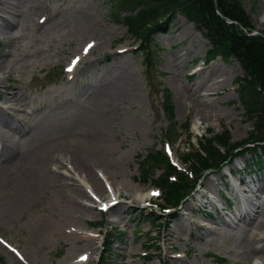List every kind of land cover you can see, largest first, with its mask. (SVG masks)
<instances>
[{
    "label": "rangeland",
    "instance_id": "rangeland-1",
    "mask_svg": "<svg viewBox=\"0 0 264 264\" xmlns=\"http://www.w3.org/2000/svg\"><path fill=\"white\" fill-rule=\"evenodd\" d=\"M6 2L9 8L5 12L13 9L16 17L0 10V19L12 20L8 33H0V115L7 123H0V135L2 142L15 148L8 164L2 163L0 156V237L17 256L0 246V263L95 264L101 233L105 232L115 236L108 264H262L255 248L263 243L260 239L264 238V229L254 230L253 226L264 220V208H257L249 223L237 221L234 227L230 217L238 206L243 211L250 203H264V161L257 165L254 155L247 152L220 173L202 178L200 188L176 209L162 211L155 206L161 205L157 190L139 180L137 168L139 157L149 151L165 150L171 161H176L195 148L207 130L214 134L226 130L232 143L250 135L251 122L245 119L235 97L236 81L243 77L240 63L236 59L225 62L219 57L207 58L204 53L210 49L209 43L179 15L167 24L163 34L151 38L146 65L123 25L122 18L129 15H121L120 9H109V0ZM240 2L249 25L247 36H258L264 32V0ZM39 17L46 18L43 24L38 23ZM73 57L81 61L68 78L62 69ZM208 69L212 74L218 69L226 71L231 81H221L215 75L212 88L206 83L197 94L188 92L202 81ZM113 84L121 89L122 98L109 106L107 92ZM163 91L168 92L173 104L174 126H169L161 111ZM11 92L15 96L7 104L3 99ZM179 93L189 97V106ZM205 102L212 110L208 119L198 114ZM11 104L16 111L11 112ZM94 115L104 118L102 129L89 126ZM186 124L189 128L184 131ZM39 126H46V144L55 151L98 133L104 134L102 138L112 146L103 166L94 168L103 187L101 198L90 190L83 175L71 170L68 156H61V162L51 166L56 174L65 172L78 181L74 183L89 194L81 199L88 212L77 221L73 213L68 217L54 188L44 185L27 205L19 208L13 200L15 185L5 183L10 178L5 177L9 171L30 167V154L37 147L31 133ZM169 129L177 140H173ZM164 137L173 143L170 151ZM227 171H231V178H226ZM105 176L111 178L105 181ZM260 185L257 193L250 192L249 188ZM233 186L235 195L231 193ZM147 191L154 196L151 200L134 201ZM113 192L118 194L114 196ZM113 198L109 210L99 212L100 204ZM139 213H150L157 221L153 225L140 222ZM100 222L99 228L96 225ZM179 223H190L189 232L178 233L175 225ZM44 225L48 227L46 231L39 232ZM205 228L211 231L204 233ZM78 255L86 259L81 263Z\"/></svg>",
    "mask_w": 264,
    "mask_h": 264
},
{
    "label": "trees",
    "instance_id": "trees-1",
    "mask_svg": "<svg viewBox=\"0 0 264 264\" xmlns=\"http://www.w3.org/2000/svg\"><path fill=\"white\" fill-rule=\"evenodd\" d=\"M240 5V0L108 2L109 9H120L121 14L129 15L122 18L123 25L127 36L139 42V51L142 52L146 65L149 63L151 38L156 34H163L167 24L173 21L175 15H179L209 43L210 49L204 53L207 58L219 57L225 62L236 59L243 74V77L236 81L235 97L236 103L243 109L245 119L251 122L252 131L246 140L232 143L226 130L223 129L219 134L207 130L202 139L198 138L195 148L178 158L181 170L175 169L161 150L149 151L143 158L139 157V180L159 189L162 208H177L192 195L204 175L219 172L225 163L230 164L247 152L254 155L257 165L264 161V32H259L258 36H247L249 25L246 18L244 19L246 16L242 13ZM112 15L116 16L115 12ZM160 106L169 126H174L173 104L167 91L161 94ZM185 126L183 130L187 131L189 125ZM170 134L174 141L177 140L174 131L170 130ZM168 142L172 146L170 139ZM260 152L262 156L258 155ZM157 171L160 174L154 177ZM169 215L174 218L173 214ZM139 217L142 218L140 222L151 225L157 221L151 214L139 213ZM114 239L115 236L110 233L104 238L98 264H108Z\"/></svg>",
    "mask_w": 264,
    "mask_h": 264
},
{
    "label": "bare ground",
    "instance_id": "bare-ground-1",
    "mask_svg": "<svg viewBox=\"0 0 264 264\" xmlns=\"http://www.w3.org/2000/svg\"><path fill=\"white\" fill-rule=\"evenodd\" d=\"M6 4H8V2H6V0L3 3L0 1V7H1L0 10L3 11L5 14H7V16L9 15L11 18L16 17L15 16L16 11L13 9L11 11L8 10L7 11L8 13L5 12V9L9 8V7H7L8 5L6 6ZM7 18L8 17H6L4 19H0V33L1 34L2 33L7 34L9 29H10L12 20L10 21ZM188 51H190V50H188ZM85 60H86V58H85ZM215 75H217L219 78H222L221 81H231V77L226 71L218 69L214 72V74H212L210 72V70L208 69L206 72V75L202 79V81H200L197 85H195L188 92H190L191 94H197L198 93L197 90L201 86L206 85V83H207L206 86H210V88H212L211 86H213L214 83H212L211 79H212V76H215ZM120 90L121 89L117 88L115 84H113L110 87V89L107 92V96L109 97L107 105L110 106V105H112V103H114V101H116V99L119 100L120 98H122L121 97L122 92ZM214 91L215 90H208V92H214ZM178 95L180 96V98L181 97L183 98V96H184L186 99L185 101L186 102L188 101V106H189V97L183 93H181V95L179 93ZM14 96H15V94L13 92H11L8 97L5 96L3 101L7 102V104H9L10 102L13 101ZM12 104L9 106V109L11 110V112L16 111L15 108L12 106ZM100 104H102V103H100ZM98 106H99V103H98ZM208 108H210V106L206 102L202 103V108H201V110H199L198 114L203 119H208L211 116L210 113H212V110L210 111V109H208ZM106 110H104V111L106 112ZM213 114H214V112H213ZM93 118H94V120L92 121V123L89 124V126L93 125V127L98 126V128H101L104 124V120H103L104 118L96 117L95 115ZM0 123L7 125V123L5 122L4 116H2V115H0ZM45 129H46V126H39L38 129L34 133H31V134H34V136L32 138L35 141V144L37 145V147H36V149L33 150L34 152H32L30 154V156H32L31 160H30V167L28 166L29 168H26L27 167L26 166L24 168V170L22 168V171H20L21 169L20 170L17 169L14 172L9 171L8 173H6L5 177L9 176L10 178L8 180H6L5 183L8 186L10 184L15 185L14 190H13L15 193L13 200H15L16 204H19V208L23 207L24 205H27L29 203V201L37 195L38 191L41 188L45 187L44 185H47L48 187L50 186V187L54 188L57 199H58L59 203L62 204L63 207L65 208V211H66L68 217H71V215L73 213L72 217L77 221V220H79V218L81 216H84L88 212V208H86L84 206L85 204H81V199L83 197H86V196L88 197L89 194L87 193V191H85L81 188L80 184H76V183H78V181L76 182V181L72 180L71 177H68V174H64L65 172L64 173L60 172V174L62 176L56 174L54 172V170L51 169V166L54 163L57 164L58 162H61L60 161L61 156H64V157L68 156L67 158L69 159V162H70L69 167H71V170L73 172L80 174V175H83V178L85 179L86 183H88L90 185L89 186L90 190L93 193H95V196L98 195L101 198L103 196V193H104L103 187H102L101 183L99 182V180L96 178V176L94 174V170L96 168H101L103 166V164L105 163V160L108 157L107 155H109V153L111 151L110 147H112V146L108 143L107 139L102 138L104 134L102 136H100V134L98 133V135L96 134V135H91V136H84L83 138H81L78 141H74L72 143L67 144L65 150L55 151L54 149H51V148L48 149L49 146H48V144H46L47 143L46 142L47 133H46ZM2 136L0 135V156L2 157V163L8 164L13 153H14L13 151H14L15 147H12L11 144H6V143L2 142L3 141ZM1 139H2V141H1ZM62 159H63V157H62ZM62 168L63 167H61L60 169H62ZM28 169H29V171H28ZM68 171L70 173V170H68ZM68 171H67V173H68ZM17 172H19V173H17ZM103 174H105V173H103ZM35 178H37L39 181H37ZM110 178L108 176H105V181L109 180ZM69 179L72 181H68ZM74 182H76V183H74ZM33 183H38V184L34 187ZM110 184H113V183H110ZM3 185H4V183H3ZM6 185H5V188H6ZM260 188H261V185L258 187L249 188V190L251 193L255 194L260 190ZM113 193H114V196H116V194H118L117 192H113ZM231 193L233 195H235V187L234 186L231 188ZM137 195H139V194H137ZM109 196L111 198L113 197V195L111 193L109 194ZM139 196L140 197H138L137 199H134V201L136 203L142 202V200H144V199L149 200L150 198H152V194L149 191H147L145 194H142ZM110 202H111V200L109 201V203ZM86 206L91 208V206H89V205H86ZM259 207L264 208V203L261 205H258V206H256L253 203L252 204L250 203V206L248 208H244L245 211L244 210L242 211L241 210L242 207L238 206L236 211L233 213V216H232L233 218L230 217L231 218L230 224L232 225V227H234V225H236L237 221H243L244 223H246L248 221L250 222V220H252L254 214L257 213V208H259ZM18 211H20V210H18ZM89 211L92 212V209ZM118 214H120V211L118 212ZM187 221H188V219H187ZM222 222L223 221H221V223ZM175 226H176V231L178 233H180V232H187L188 233L189 229H191L190 223L189 224L188 223H186V224L179 223ZM193 226L195 227V225H193ZM47 228H48L47 225H44V226H42V229L39 232H45ZM253 229L254 230L264 229V220H259L257 225L253 226ZM210 231H211L210 228L204 229V233H207V232L209 233ZM71 237H73V236H71ZM75 238L77 239L78 236ZM72 239H74V238H72ZM260 240L263 243L260 246H257L255 248V251L257 253L261 254V255H258L257 259L262 264H264V238H261ZM87 241H90V240L87 239ZM256 245H258V244H256ZM83 258H84V256H82L79 260H83Z\"/></svg>",
    "mask_w": 264,
    "mask_h": 264
},
{
    "label": "snow or ice",
    "instance_id": "snow-or-ice-1",
    "mask_svg": "<svg viewBox=\"0 0 264 264\" xmlns=\"http://www.w3.org/2000/svg\"><path fill=\"white\" fill-rule=\"evenodd\" d=\"M89 47H91V45ZM68 71H71V69H68Z\"/></svg>",
    "mask_w": 264,
    "mask_h": 264
}]
</instances>
